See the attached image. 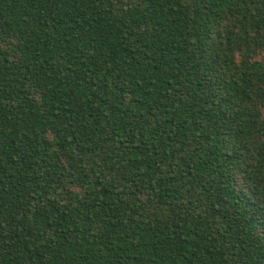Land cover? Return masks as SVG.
Masks as SVG:
<instances>
[{
    "label": "trees",
    "instance_id": "1",
    "mask_svg": "<svg viewBox=\"0 0 264 264\" xmlns=\"http://www.w3.org/2000/svg\"><path fill=\"white\" fill-rule=\"evenodd\" d=\"M0 264H264V0H0Z\"/></svg>",
    "mask_w": 264,
    "mask_h": 264
}]
</instances>
